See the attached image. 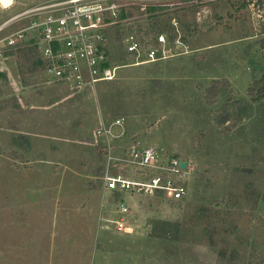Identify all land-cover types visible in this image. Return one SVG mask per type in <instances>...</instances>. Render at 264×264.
Returning <instances> with one entry per match:
<instances>
[{
	"label": "rangeland",
	"instance_id": "rangeland-1",
	"mask_svg": "<svg viewBox=\"0 0 264 264\" xmlns=\"http://www.w3.org/2000/svg\"><path fill=\"white\" fill-rule=\"evenodd\" d=\"M37 1L0 4V25ZM155 2L174 55L93 90L49 77L33 45L0 47V264H264V95L248 92L264 73L261 3ZM133 146L178 154L190 176L182 200L128 198L125 233L100 176Z\"/></svg>",
	"mask_w": 264,
	"mask_h": 264
},
{
	"label": "built area",
	"instance_id": "built-area-1",
	"mask_svg": "<svg viewBox=\"0 0 264 264\" xmlns=\"http://www.w3.org/2000/svg\"><path fill=\"white\" fill-rule=\"evenodd\" d=\"M155 1L38 0L0 25V33L4 32L0 47L33 45L49 77L76 90H93L114 80L118 69L167 59L181 45L178 39L172 46L159 23L151 20L163 5ZM21 19L27 20L26 26L10 28ZM124 56L132 63L124 62ZM116 160L109 161L100 176L103 188L118 194L119 217L108 219L116 231L135 230L128 198L172 202L187 194L190 168L187 161L182 166L184 160L178 154L161 157L153 146H133L124 159L127 169L118 170Z\"/></svg>",
	"mask_w": 264,
	"mask_h": 264
},
{
	"label": "trees",
	"instance_id": "trees-1",
	"mask_svg": "<svg viewBox=\"0 0 264 264\" xmlns=\"http://www.w3.org/2000/svg\"><path fill=\"white\" fill-rule=\"evenodd\" d=\"M261 3V7L264 11V0H259ZM262 31L264 32V21L262 22ZM218 87H216V90L214 93L210 94V99H213L217 94ZM248 92L250 95H255L256 93H262L264 95V73L261 76L259 80H256L253 82V84L249 87ZM229 112L227 109L223 108V114L220 116V118H217L218 124H223L226 121H229L231 119V116L228 114Z\"/></svg>",
	"mask_w": 264,
	"mask_h": 264
},
{
	"label": "water",
	"instance_id": "water-1",
	"mask_svg": "<svg viewBox=\"0 0 264 264\" xmlns=\"http://www.w3.org/2000/svg\"><path fill=\"white\" fill-rule=\"evenodd\" d=\"M15 0H0V4L2 5L3 8H9L12 5H14ZM182 166L185 167L186 166V162H182Z\"/></svg>",
	"mask_w": 264,
	"mask_h": 264
}]
</instances>
